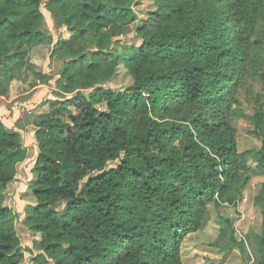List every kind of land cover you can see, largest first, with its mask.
I'll list each match as a JSON object with an SVG mask.
<instances>
[{
    "label": "trees",
    "instance_id": "16d2710c",
    "mask_svg": "<svg viewBox=\"0 0 264 264\" xmlns=\"http://www.w3.org/2000/svg\"><path fill=\"white\" fill-rule=\"evenodd\" d=\"M133 1L0 0V73L22 68L35 35L47 33L44 3L86 48L81 70L63 64L70 98L49 100L34 132V205L22 223L61 264H185L181 244L208 227L210 206L236 208L253 174H264L263 98L251 115L259 148L240 150L231 115L246 79L264 85V0H150L155 9L134 41L90 31L105 17L138 19ZM54 53L80 57L66 42ZM120 67L132 77L128 88L97 87ZM25 157L18 134L0 122V264L23 260L6 187ZM253 204L262 216L254 264H264V182ZM216 220L213 246L243 250L235 220Z\"/></svg>",
    "mask_w": 264,
    "mask_h": 264
},
{
    "label": "rangeland",
    "instance_id": "374dc122",
    "mask_svg": "<svg viewBox=\"0 0 264 264\" xmlns=\"http://www.w3.org/2000/svg\"><path fill=\"white\" fill-rule=\"evenodd\" d=\"M128 6L136 11L138 19L124 25L122 18L105 17L100 26L90 31L92 33L105 31L110 34L112 41H134L140 20L146 12L153 11L155 6L150 0H135ZM41 13L45 19L47 33L38 32L35 35L32 42L34 44L31 45L35 47L26 56L22 68L7 74L0 73V82L6 86V96H0V122L8 132L18 134L21 146L26 152L25 159L16 167L14 180L6 187V203L14 213L13 224L20 243L19 249L23 254L20 264H61V260L49 259L43 251L36 248L34 241L39 237L29 232L22 223L29 208L34 205L28 189L33 179L32 169L38 155L34 132L39 123L49 116L47 103L49 100L70 98V95L61 91L63 64L68 63L71 68L81 70L87 63V58L84 56L85 46L63 27L57 13L45 3L41 6ZM29 20V17H24L22 22ZM61 42L74 45L80 57L75 60L60 59L54 50ZM37 74L48 77V81L43 83ZM132 82L130 74L120 67L111 78L106 77L105 74L101 75L97 87L119 92L128 88ZM90 92L91 90L86 93ZM256 96L263 98L264 101L262 81L258 78L246 79L245 87L237 92L241 104L239 107L236 106L231 114L234 116L232 117L235 122L234 130L240 150L259 148V141L252 133L251 122V115L257 112L254 99ZM117 165L118 162H115L108 167ZM90 176L93 175H88L81 182V186ZM263 182L264 174L261 171L253 174L244 192V198L236 208L222 207L215 210L210 206L211 220L208 227L203 231L187 235L181 244L185 264H254L257 257V243L253 235L262 232V216L260 210L253 204V198L257 196ZM219 216L235 220L233 227L237 239L243 242V250L234 249L225 253L213 246L219 233V227L215 223Z\"/></svg>",
    "mask_w": 264,
    "mask_h": 264
}]
</instances>
